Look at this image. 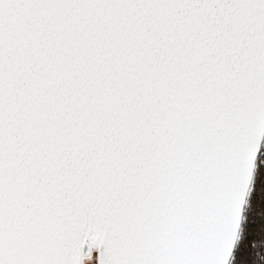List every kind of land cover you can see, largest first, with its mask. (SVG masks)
Here are the masks:
<instances>
[{
  "label": "snow or ice",
  "instance_id": "obj_1",
  "mask_svg": "<svg viewBox=\"0 0 264 264\" xmlns=\"http://www.w3.org/2000/svg\"><path fill=\"white\" fill-rule=\"evenodd\" d=\"M0 264H264V0H0Z\"/></svg>",
  "mask_w": 264,
  "mask_h": 264
}]
</instances>
